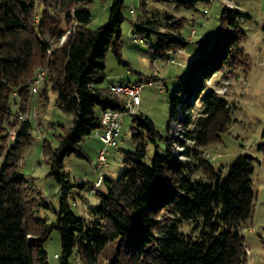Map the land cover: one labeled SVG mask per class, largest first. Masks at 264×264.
Listing matches in <instances>:
<instances>
[{"label":"trees","instance_id":"1","mask_svg":"<svg viewBox=\"0 0 264 264\" xmlns=\"http://www.w3.org/2000/svg\"><path fill=\"white\" fill-rule=\"evenodd\" d=\"M36 1L43 6L38 18ZM196 1H190V6ZM89 2L0 0V264H49L44 245L52 230H57L60 237V264H69L74 254L80 264H97L98 255L115 240L120 248L117 254L126 248L131 264H246L245 241L237 227L251 215L254 205L250 178L254 157L237 156L226 174L204 157L203 148L219 141L233 121L232 106L222 94L208 90L197 117L192 120L190 114L205 81L227 63V56L230 67L242 62L244 53L239 42L244 34L235 29L238 12L227 5L222 19L229 28L221 29L208 53L233 32L231 42L222 49L220 62L217 60L206 71L195 92L186 80L172 92L164 154L145 160L147 141L156 144L161 136L149 117L136 114L132 117L136 127L131 133L136 148L125 153L124 172L114 179L103 178L100 186L104 191L95 190L98 203L90 213L93 219L77 217L69 210L67 191L84 187L88 181L70 180L62 170L64 157L75 154L86 158L80 142L100 127L101 110L121 109L119 102L106 93V86L100 85L105 79L106 53L111 50L120 60L123 0H109L108 21L97 29L88 27ZM140 5L145 6V0H140ZM71 20L75 22L73 30L58 45ZM182 23L176 19L161 31L154 19L146 17L133 27L135 34L147 38L156 35L155 55L166 58L168 52L187 44L180 33ZM39 68L47 70L43 95L51 90L56 94L55 105L73 115L57 147L46 146L50 173L62 186L54 221L32 214L34 208L47 207V203L40 192L29 190L20 171L23 150L33 140L30 120L23 121L14 139L7 143L16 112L30 100L29 86ZM174 121L176 128L171 126ZM257 149L264 150V144ZM196 168L202 177H191ZM182 221L194 222L198 234L180 232L178 224ZM108 264H120V260L115 258Z\"/></svg>","mask_w":264,"mask_h":264},{"label":"rangeland","instance_id":"2","mask_svg":"<svg viewBox=\"0 0 264 264\" xmlns=\"http://www.w3.org/2000/svg\"><path fill=\"white\" fill-rule=\"evenodd\" d=\"M190 1L192 0H145V6L142 7L140 0H123L120 60L111 50L106 53L105 79L101 86L111 82L142 84L137 116L149 117L161 136L156 138V144L147 141L145 160L149 161L154 154H164V137L167 134L166 126L170 114L169 98L172 92L181 80L191 84V90L195 92L206 71L217 60L220 62L222 49L230 44L233 32L228 33L210 53L208 51L221 29L229 28L222 19L223 8L227 5L238 12L235 29L244 34L239 42L244 53L242 62L230 67V56H227V63L222 64L205 81L204 88L193 101L190 114L192 120L197 117L208 90L222 94L232 106L233 121L221 133L219 141L203 148V155L222 174L227 173L237 156L246 154L254 157L250 175L255 193L254 205L251 215L240 223L237 231L243 236L249 249L246 264H264V150L257 149L259 144H264V0H197L193 6H190ZM109 4V0H90L89 28L97 29L108 21ZM131 8L134 9L132 13L129 11ZM35 10L38 18L43 10L38 1L35 2ZM146 17L154 19L161 31L168 29V23L181 20L183 23L180 33L187 44L174 52H168L166 58L156 56L157 36L151 35L147 38L134 32L133 23L143 22ZM70 25L71 21L66 29ZM64 27L65 23L62 22V28ZM139 38L144 41L140 42ZM52 44L55 45L56 42L52 41ZM197 57L200 59L196 60ZM170 59L173 61H169ZM194 61V66L188 70ZM153 69L159 71L157 79L152 76ZM42 85L32 96L29 94L30 100L22 109L27 111L30 105V110H36L37 115L30 120L33 140L23 150L20 171L25 176L29 190L40 192L47 203V207L34 208L32 214L54 221L60 209L62 186L50 173L51 164L47 159L46 146L52 149L57 147L58 138L71 126L73 115L63 112L55 105L56 94L51 90L44 96ZM13 109L16 110L17 107L13 106ZM132 127H136L134 118L125 116L118 143L109 148L108 163L105 166L96 167V155L101 142L94 132L80 142L86 158L75 154L64 157L62 170L68 173L69 179L82 178L88 181L84 187H72L66 193L69 210L77 217L93 219L90 213L95 210L98 196L91 191V183L99 172L107 179L117 178L124 172L125 153L133 152L136 148L131 136ZM173 147L180 149L179 146ZM191 177H202L201 170L194 169ZM97 189L104 191L103 186ZM162 216L167 214L163 213ZM178 227L184 234H198L194 222L182 221ZM44 246L48 263L60 264L61 246L57 230H52ZM119 249L117 240L108 243L98 255L97 264H108L115 258L120 260V264H131L130 252L122 248L118 255ZM54 254L58 257H54ZM76 261L81 263L75 254L69 258V264H75Z\"/></svg>","mask_w":264,"mask_h":264},{"label":"built area","instance_id":"3","mask_svg":"<svg viewBox=\"0 0 264 264\" xmlns=\"http://www.w3.org/2000/svg\"><path fill=\"white\" fill-rule=\"evenodd\" d=\"M131 13L134 9L129 10ZM206 10H204L205 12ZM75 26L74 20H71V25L67 27L65 32L57 41L58 45L62 44L65 40L66 36L73 30ZM194 33V30L191 31V34ZM140 42L144 40L142 38L138 39ZM48 53L50 50L47 51ZM173 61V60H169ZM159 75L158 69L152 70V76L157 77ZM47 77L46 68L36 69L33 79L29 86V94L32 96L34 93L38 91L39 86L45 81ZM142 84L141 83H109L106 86V93L109 97L114 98L121 105V109H113V108H104L101 110L99 114L100 127L94 130V135L101 142V146L97 151L96 155V167H102L107 165L108 163V153L109 148L116 146L118 143V136L121 130V124L124 120L125 116L134 117L137 114V107L140 104V94H141ZM27 111L18 110L16 112V123L9 130L7 136V143L14 139L17 127L26 120H31V118H35L37 113L36 110H30V105L27 107ZM175 121L171 123V126L175 127ZM102 174L98 173L97 177L94 180V188L91 189L92 192H95L97 187L101 185L102 182ZM246 253L249 252L247 245L244 247ZM54 257H58L57 254H54ZM75 264H80L79 261H76Z\"/></svg>","mask_w":264,"mask_h":264},{"label":"crops","instance_id":"4","mask_svg":"<svg viewBox=\"0 0 264 264\" xmlns=\"http://www.w3.org/2000/svg\"><path fill=\"white\" fill-rule=\"evenodd\" d=\"M111 83H114V82H111ZM107 85H108V84H107ZM107 85H106V86H107ZM100 86H101V85H100Z\"/></svg>","mask_w":264,"mask_h":264}]
</instances>
